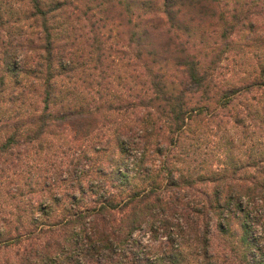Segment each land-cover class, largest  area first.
<instances>
[{
    "label": "trees",
    "instance_id": "obj_1",
    "mask_svg": "<svg viewBox=\"0 0 264 264\" xmlns=\"http://www.w3.org/2000/svg\"><path fill=\"white\" fill-rule=\"evenodd\" d=\"M29 1L44 31L42 52L31 71L34 55L20 41L3 59L12 84L0 76V176L27 179L16 219L0 220V264H264V101L254 97L245 114L235 107L233 129L246 119L244 139L258 136L243 154L234 153L225 119L242 93L264 89V68L257 82L223 87L219 57L205 66L185 54L181 81L161 66L127 106H91L72 96L74 88L56 87L74 67L54 51L49 30L60 2ZM166 2L175 13L178 1ZM144 36L137 31L132 41L144 48ZM32 72L38 84L26 76V86L36 88L44 109L29 113L24 103L14 114L5 106ZM125 108L142 109L140 117L130 124L110 115ZM94 130L96 141L78 146ZM59 142V149L67 144V167L41 168ZM214 227L233 239L231 253L215 250Z\"/></svg>",
    "mask_w": 264,
    "mask_h": 264
},
{
    "label": "rangeland",
    "instance_id": "obj_2",
    "mask_svg": "<svg viewBox=\"0 0 264 264\" xmlns=\"http://www.w3.org/2000/svg\"><path fill=\"white\" fill-rule=\"evenodd\" d=\"M45 1L50 4L59 1L61 4L48 15L54 51L63 53L74 62L73 70L67 67L61 78L56 79V87L61 88L63 93L67 88H74L72 96L91 106L99 102L106 105L113 103L114 107H119L117 104L120 103L127 106L137 97L135 90L140 91L143 84H148L151 73L158 72L161 66H165L171 79L181 81L183 74L179 64L185 54L197 57L205 66L219 57L216 80L223 87L241 88L257 82L264 68V0H176L175 13L171 15L165 11L166 0ZM144 30L148 36H144V48H141L132 40H135V32L143 33ZM43 33L40 20L33 16L29 0H0V76H6L7 84H12L14 77L4 70L5 52L23 40L27 55H34L28 64L32 71L37 54L42 52ZM141 49L143 55L139 57ZM99 52L104 54L101 55V62L97 61ZM26 76L31 83L38 84L33 72L21 76L25 83L12 97L14 101L5 107L15 114L25 103L29 113L40 114L44 104L36 88L26 86ZM254 97H261L264 101V89L255 88L242 93L232 103L233 108L225 118L230 120V136L236 138L235 154H243L257 141V135L253 140L244 139L241 130L249 124L246 119L242 120L239 129H233L236 108L243 114L247 104L254 109ZM32 102L33 106H30ZM212 106H215L214 103ZM138 110L142 111L125 108L109 112L115 119L127 118L132 124L140 117ZM103 114L107 116V113ZM96 135V130L92 131L78 142V146L81 144L83 148L93 144ZM212 138L215 140L217 136ZM60 145L61 142L56 144V152L48 161H43L46 164L40 165L41 168L48 166L60 172L61 166L63 170L67 167L69 154L64 152L67 144L57 148ZM12 172L0 176V220L16 219L18 207L23 205V199L17 193L21 187L27 189L24 184L27 179ZM213 229L215 250L230 251L229 242L233 239L215 227ZM4 257V251H0V261Z\"/></svg>",
    "mask_w": 264,
    "mask_h": 264
}]
</instances>
